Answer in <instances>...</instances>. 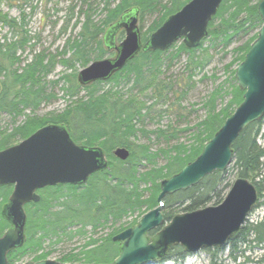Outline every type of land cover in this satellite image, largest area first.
<instances>
[{"label": "trees", "instance_id": "trees-1", "mask_svg": "<svg viewBox=\"0 0 264 264\" xmlns=\"http://www.w3.org/2000/svg\"><path fill=\"white\" fill-rule=\"evenodd\" d=\"M101 1L104 17L94 21L90 9L83 10V21L74 22L76 26L80 25L76 36L66 39L62 50L56 54L61 57L62 65L73 71L59 78L65 96L72 100L81 91L84 92L83 96L71 101L60 112L54 111L41 118L25 115L22 123L9 131L0 127V151L22 141L44 125L57 124L68 130L76 144L101 147L107 166L91 174L83 185L58 184L39 189L40 199L26 203L23 207L26 218L24 243L7 254V264H17L26 255H30L33 261L47 259L54 245L65 238L71 240L73 236L84 237L85 240L78 248L62 253L56 259L58 262L112 264L121 247L117 241H113L114 234L134 226L137 216L160 205L157 202L161 192L160 182L194 161L206 141L215 135L242 102L244 90L238 87L235 80V68L245 59V54L261 27L257 4L260 0H222L208 23L207 36L197 47L188 48L180 38L165 50H140L137 56L127 61L122 69L106 81L96 80L82 86L77 82L74 68L76 65L85 68L90 62L105 58L106 54L115 55L114 50H109L103 39L105 31L121 16L131 9H138V29L144 43L169 15L178 12L189 0ZM149 16H154V20L145 27ZM0 21L14 33L12 39L4 37L3 42H0V114L4 112L15 118L24 114L26 109L33 114L43 102L52 98V94L45 88L47 84L43 76L51 70L56 56L41 51L34 54L30 62L19 67L21 58L18 51L30 43L31 36L24 29L25 25L21 20L17 22L15 18L0 14ZM116 32L115 42L118 44L125 32L122 29ZM207 40L222 48L241 40L230 52L231 61L223 66L228 86L225 91L221 86L215 87L204 100L205 115L195 123L189 142L177 141L167 149L151 152L148 144H139L132 138L140 132L147 138L153 134L156 139L166 143L178 140L177 128L168 126L148 131L142 127V123L155 106L153 104L168 102L170 95L180 102L187 85L185 81L166 82L160 77L162 69L181 55L187 56L185 68L190 73L192 67L202 69L209 62L208 49L203 47ZM123 81L130 83L129 91L125 93L118 89L119 83ZM108 84L109 87L105 88L104 85ZM140 94L154 97L155 102L146 104ZM224 94L229 98L223 106L218 107L217 100ZM263 125L264 116L259 121L250 123L232 143L231 166L234 175L251 182L256 187L258 197L262 199L259 205H254L255 208L264 207ZM121 147L129 151L124 160H119L113 154L114 149ZM159 153L166 158L164 165L140 170L143 162L152 163ZM230 185L231 181L225 177V171H214L187 190L166 194L161 200L163 222L167 223L177 210L188 212L209 203L219 204ZM10 190L11 188L4 191L0 187V197L4 202ZM128 216H135L128 225L119 224L103 236H94L96 231L112 227ZM6 226L7 222H4V226L0 227V234L5 231ZM227 244L232 259H236V252L233 251L239 245L244 244L248 248L252 244L261 245L264 250V220L242 225L228 239ZM206 250L210 254L209 264H224L218 260L221 248ZM186 255L179 245L170 247L165 258L179 260ZM256 261L263 263L264 258Z\"/></svg>", "mask_w": 264, "mask_h": 264}, {"label": "water", "instance_id": "water-1", "mask_svg": "<svg viewBox=\"0 0 264 264\" xmlns=\"http://www.w3.org/2000/svg\"><path fill=\"white\" fill-rule=\"evenodd\" d=\"M222 0H189L151 33L140 39L138 9H131L105 32L104 43L116 53L90 62L76 74L79 85L106 81L122 69L139 51L165 50L183 39L188 48L197 47L208 34V23L217 12ZM262 24L257 37L250 44L235 70L238 87L244 90L242 102L227 117L215 135L206 141L196 159L187 163L176 174L160 182L157 202L134 226L114 234L113 241L120 244V252L112 264H147L166 256L172 246H181L186 253L201 248L222 247L236 234L256 203V187L243 177H237L217 205H209L185 213H177L167 224L149 238L147 232L163 224L162 198L179 190H187L214 171H224L233 159L232 143L240 132L264 116V0L258 3ZM123 29L124 38L117 44L116 31ZM124 160L128 149L113 151ZM104 150L97 146L76 144L68 130L57 124H47L11 147L0 151V186L13 185L6 206L13 226L0 236V264H7L6 256L24 243L26 222L23 206L37 202V189L58 184L83 185L91 174L106 168ZM23 264H69L42 259ZM82 264V263H72ZM87 264V263H83ZM108 264V263H104Z\"/></svg>", "mask_w": 264, "mask_h": 264}, {"label": "rangeland", "instance_id": "rangeland-1", "mask_svg": "<svg viewBox=\"0 0 264 264\" xmlns=\"http://www.w3.org/2000/svg\"><path fill=\"white\" fill-rule=\"evenodd\" d=\"M102 6L103 3L101 0H0V14L15 18L17 22L21 20L23 25H25L24 29L28 32V35L31 36L30 43L18 51V56L21 58V62L18 66L20 67L25 63L30 62L32 56L41 51L56 56L54 57L55 59L51 70L43 76L44 81L47 84L45 88L49 91L48 93L52 94L51 100L43 102L33 114H31V111L28 109L24 110V114L15 118L7 113H1V128L7 129L8 131L11 130L13 126L22 123L25 115L41 118L54 111L60 112L67 104L71 103V101L77 99V97L80 98L83 96V91L79 92L72 100L65 96L59 78L65 74H71L73 71L62 65L61 57L56 54L62 50L66 39L75 37L79 31L80 25L77 24L76 26L74 22L75 20L80 23L83 21L84 15L81 12L90 9L92 19L94 21H99L104 17L103 11H101ZM153 18L154 16H149L147 18L148 21L145 23V27L154 20ZM13 35L14 33H12L9 26L4 25L0 21V42H3L4 37L12 39L14 37ZM240 43L241 40L240 42L236 41L229 46L222 48L219 44H216V46L212 45L208 40L205 41L203 47L208 49L209 62L202 69L192 67V73H190L191 71L189 69L185 68L187 58L185 55H181L179 58L171 60L168 67H163V74H161L160 77L164 78L166 82H187L186 88H184L183 91V99L179 102L173 97V95H170L168 102L153 104L155 102L154 97L140 94V97L146 101V104L155 105L153 109H151L149 115L144 119L142 127L148 131H152L156 128L172 126V128L174 127L179 130L177 133L178 140L166 143L165 141L156 139L153 134L149 135V138H147L140 132L132 139L139 144H148L151 152H156L159 149H167L169 148L168 146L174 145L177 141L183 143L189 142L190 133L195 127V123L205 115L203 110L204 100L211 94L215 87L221 86L223 91L227 88V73L223 70V66L231 61L232 54L230 52ZM106 56L109 57L110 55L106 54ZM81 69H83V67L80 65H76L74 68L76 72ZM189 76L191 77L189 78ZM56 80H58V82H56ZM109 85L110 84L104 86L107 88ZM129 88L130 83L127 84L124 83V81L120 82L118 85V89L122 90V93L128 92ZM228 98L229 96L224 94L221 99H218V107L223 106ZM263 129L264 125L262 127V130ZM165 162L166 158L159 153L153 158L152 163L143 162L140 166V170L143 171V169H148L152 166L160 167L164 165ZM231 165L232 163H229L225 170V177H227L232 184L237 177L234 175V170ZM209 205L213 204L209 203L207 206ZM199 208H203V206ZM177 213L185 212L178 210L174 212L175 215H177ZM142 216H137L136 222ZM133 218H135V216H128L124 218V220L115 223L112 227H103L96 231L94 236H103V234L113 230V227L119 226V224L128 225ZM259 220H264V207L261 206L255 208L253 206L252 211L247 216L243 225L248 222ZM166 224V222H163V224L157 227V229L147 232L149 238ZM84 240V237L81 238L78 236H73L71 240L67 238L63 239L60 243L53 246L52 252L47 259L57 261L56 259H58L62 253L71 250V248H78L82 245ZM46 246L47 244L44 245V247ZM238 247L239 248L236 251H233V253L236 252V259H232L230 256V247L228 244L219 247L221 250L218 252V260L224 264H264L256 261V259L259 260V258H264V250L261 248V245L252 244V247L248 248V246L243 244ZM206 249L207 248H201L196 252H185L187 255L183 259H166L165 256L157 261L147 264H209L210 254ZM29 261H33L32 257L26 255L19 259L17 264Z\"/></svg>", "mask_w": 264, "mask_h": 264}, {"label": "flooded vegetation", "instance_id": "flooded-vegetation-1", "mask_svg": "<svg viewBox=\"0 0 264 264\" xmlns=\"http://www.w3.org/2000/svg\"><path fill=\"white\" fill-rule=\"evenodd\" d=\"M0 187H1V188H4V191H7L9 188H11L9 194L6 196L7 199L5 200V202L3 201V198L0 197V227L4 226V222H7V226H6V228H5V231H4L2 234H0V236H2V235L6 232V229H7V228H10V227L13 226V220L10 219V218L8 217V215H7L6 206H7V204H8V203H7L8 200H9L8 197H9V195L12 193L14 187H13V185H11V184H4V186H0ZM38 190H39V189H37L36 193H38ZM257 197H258V193H257ZM261 201H262V199L258 197L257 202L255 203V205H259V203H261ZM6 203H7V204H6ZM5 204H6V205H5ZM257 207H260V206H257ZM4 210H5V212H4ZM263 263H264V262H263Z\"/></svg>", "mask_w": 264, "mask_h": 264}, {"label": "bare ground", "instance_id": "bare-ground-1", "mask_svg": "<svg viewBox=\"0 0 264 264\" xmlns=\"http://www.w3.org/2000/svg\"><path fill=\"white\" fill-rule=\"evenodd\" d=\"M229 189H230V187H229Z\"/></svg>", "mask_w": 264, "mask_h": 264}]
</instances>
